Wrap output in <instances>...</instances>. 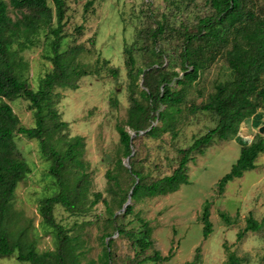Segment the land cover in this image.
<instances>
[{"label":"trees","instance_id":"trees-1","mask_svg":"<svg viewBox=\"0 0 264 264\" xmlns=\"http://www.w3.org/2000/svg\"><path fill=\"white\" fill-rule=\"evenodd\" d=\"M201 1L207 13L193 26L176 27L165 15L162 19L153 14L148 18L149 24L138 34L141 42L138 51L152 57L145 66L138 65L133 47L124 48L130 106L126 121L119 123L117 130L130 167L120 158L106 174L112 202L121 212L117 214L110 200L93 190L90 164L85 160L86 139L70 134V124L63 120L58 109L62 95L57 90L77 91L81 80L90 75L87 66L79 61L84 47L63 48L67 39V1L0 0V258L16 256L27 264H83L85 240L81 234L73 236L57 223L54 211L61 206L72 215H87L103 202L110 227L119 237H128L138 250L135 258L128 259L130 264L171 260V254L165 257L155 250L150 222L135 213L132 204L123 211L131 191L135 202L179 191L189 182V164L195 155H204L215 139L227 141L230 136H236L245 121L264 109V4L261 0H173L171 4L197 6ZM9 6L20 12L16 18L10 16ZM172 40L181 42L178 56L169 54L162 46L163 41ZM41 44L44 59L52 67L34 86L31 65L24 54ZM222 57L229 66L231 79L217 82L209 102L191 106L193 113H213L218 119L217 125L196 138L188 148L178 149V165L172 174L148 180L139 166L135 141L143 132L142 135L156 140L173 130L176 115L181 113L179 106L186 102L187 86L199 80L203 72ZM174 61L183 76L171 66ZM104 64L110 65V62L104 60ZM109 71L115 77L120 74L118 68H109ZM141 80L143 83L139 84ZM18 99L29 103L34 127L25 126L16 114L11 103ZM114 101L118 105V100ZM130 131L135 134L134 138ZM17 137L38 141L40 156L49 163L47 176L52 193L42 200L39 213L44 227L53 234L55 250L39 251L30 225L14 210L17 188L33 172L18 149ZM262 155L264 136L258 135V140L241 147L237 162L218 184L219 194L225 192L229 182L255 170ZM210 208L207 203L202 216L205 239L213 232ZM129 216H134L140 224V232L127 231L119 224V220ZM221 217L230 223L226 213ZM261 229L262 223L249 216L245 228L238 233V241ZM113 236L108 233L103 238L100 264H115ZM152 249L153 256L139 258V254ZM225 250V264H248L246 258L232 252L227 245ZM200 252L198 248L194 260L186 264H199ZM262 260L264 263V255ZM85 264L98 262L89 260Z\"/></svg>","mask_w":264,"mask_h":264},{"label":"rangeland","instance_id":"rangeland-1","mask_svg":"<svg viewBox=\"0 0 264 264\" xmlns=\"http://www.w3.org/2000/svg\"><path fill=\"white\" fill-rule=\"evenodd\" d=\"M66 1L67 39L64 40L63 48L83 46L84 53L79 61L87 66L90 75L81 80L77 91L57 90L62 95L58 109L63 120L70 124V134L86 139L85 160L90 164L93 190L101 192L104 198L110 200L117 214H121L116 203L112 202L106 174L120 158L124 164H128L117 130V125L126 121L130 106L124 48L133 47L138 65L145 66L152 57L151 54L145 56L138 51L141 45L138 34L149 24L148 18H152V14L157 19H162L165 15L176 27L180 24L193 26L207 13V7L203 1L197 6L179 3L172 5L173 0ZM90 2H93L91 6ZM261 4H264V0H261ZM9 14L16 18L20 12L9 6ZM162 43L169 54L178 56L180 41ZM44 54L42 44L24 54L31 65V83L34 86L38 85V78L52 67L44 59ZM104 60H108L110 65H105ZM171 66L183 76L180 67H176V61ZM109 68H118L119 76L115 77ZM230 79L231 71L225 58H219L203 72L199 80L187 86L186 102L179 106L181 113L176 115L173 130L156 140L142 134L138 137L135 150L139 166L143 168L148 180L172 174L178 165V149L188 148L196 138L217 125L218 119L213 113H193L191 106L209 102L217 82ZM142 83L141 80L139 84ZM114 100H118V105ZM11 104L22 123L34 127L29 103L18 99ZM262 127L264 109L259 110L256 117L245 121L236 136H230L227 141L215 139L204 155H195L194 161L189 164V182L179 191L154 199L131 201L135 213H140L153 228L155 250L165 257L172 255L169 262L146 264H186L194 260L198 248L201 250L199 264H225V245L238 256L246 258L248 264H264V155L258 158L255 170L229 182L222 195L218 190L220 180L230 173L237 162L241 147L258 140V135L264 136L259 132ZM130 133L134 135L133 132ZM16 142L33 172L19 184L14 210L30 225L39 251L55 250L53 234L44 227L39 213L42 200L52 193L51 180L47 176L49 163L40 156L38 141L17 137ZM207 203L211 205L213 232L205 239L202 216ZM222 213L230 217L229 224L222 219ZM54 215L56 222L69 230L71 235L81 234L85 240L86 257L83 264L89 260L100 264L103 238L108 233L114 234L115 264H130L128 259L135 258L138 250L128 237H119L110 227L107 221L108 211L103 202L97 204L87 215H72L61 206L56 207ZM249 216L262 223V229L257 233H248L243 240L238 241V233L245 228ZM119 224H123L127 231L141 230L134 216L122 218ZM139 255L141 259L153 256L154 250ZM0 264L27 263L20 262L14 256L0 258Z\"/></svg>","mask_w":264,"mask_h":264},{"label":"water","instance_id":"water-1","mask_svg":"<svg viewBox=\"0 0 264 264\" xmlns=\"http://www.w3.org/2000/svg\"><path fill=\"white\" fill-rule=\"evenodd\" d=\"M259 132H260L261 134H264V127L260 128V131H259ZM144 133H145V132H143V133H141V134H144ZM134 136H135V134L132 135V138H134ZM133 154H134V152H133ZM127 166L130 167L129 164H127ZM132 193H133V191H131L130 196H129V199H128V202H127L126 205L124 206L123 211H125L126 208H127V206L131 204V201H132Z\"/></svg>","mask_w":264,"mask_h":264}]
</instances>
